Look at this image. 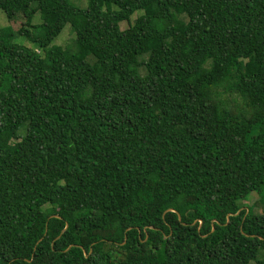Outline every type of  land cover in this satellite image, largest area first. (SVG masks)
<instances>
[{
    "label": "trees",
    "instance_id": "obj_1",
    "mask_svg": "<svg viewBox=\"0 0 264 264\" xmlns=\"http://www.w3.org/2000/svg\"><path fill=\"white\" fill-rule=\"evenodd\" d=\"M0 10V264H264V0Z\"/></svg>",
    "mask_w": 264,
    "mask_h": 264
},
{
    "label": "rangeland",
    "instance_id": "obj_2",
    "mask_svg": "<svg viewBox=\"0 0 264 264\" xmlns=\"http://www.w3.org/2000/svg\"><path fill=\"white\" fill-rule=\"evenodd\" d=\"M70 4L78 9H84L87 5V0H69ZM140 11L135 12L130 17V22L139 14ZM23 22V19L21 16H17L13 21H7L3 12L0 10V27H9L13 31L18 30V28L21 26ZM40 18L39 15L36 13L32 16L30 20L31 25H38L40 24ZM127 26L126 23H120L119 28L122 30ZM73 41V34L70 31L69 25L65 24L63 28L61 29L60 33L57 35V37L49 44V46H60L62 48L69 47L72 45ZM14 42L18 45H22L25 47H31L30 43L27 42L23 37H16L14 39ZM32 48V47H31ZM257 197L254 194H251L248 199L247 203L252 204ZM257 209H261V204H258Z\"/></svg>",
    "mask_w": 264,
    "mask_h": 264
},
{
    "label": "water",
    "instance_id": "obj_3",
    "mask_svg": "<svg viewBox=\"0 0 264 264\" xmlns=\"http://www.w3.org/2000/svg\"><path fill=\"white\" fill-rule=\"evenodd\" d=\"M169 211L172 212V210H169ZM238 212H239V210L236 212V214H237ZM236 214H235V215H236ZM229 216H230V215H227V217H229ZM50 217H56V216H50ZM177 218H178V220H179V217H178V216H177ZM65 229H66V225H65V227L63 228L62 232H63ZM62 232H61V233H62ZM61 233H60V234H61Z\"/></svg>",
    "mask_w": 264,
    "mask_h": 264
}]
</instances>
